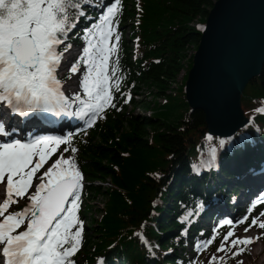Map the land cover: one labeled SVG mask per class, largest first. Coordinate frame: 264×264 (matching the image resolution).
Returning a JSON list of instances; mask_svg holds the SVG:
<instances>
[{
    "label": "trees",
    "instance_id": "trees-1",
    "mask_svg": "<svg viewBox=\"0 0 264 264\" xmlns=\"http://www.w3.org/2000/svg\"><path fill=\"white\" fill-rule=\"evenodd\" d=\"M215 1H125L120 23L130 24L129 34L138 41L139 55L134 61L133 47L124 40L113 60L118 57L128 76L124 85L136 84L138 94L147 87L150 96L166 99L154 107L146 100L133 99L132 108L164 109L166 117L133 110L128 114V108L120 113L119 105L88 137L78 141L79 162L91 181L86 215L91 211V201L102 198L105 202L103 209H98L101 220L93 219L89 226L83 264H95L99 256L108 260L122 257L128 264H147L148 249L137 239L136 230L145 231L154 249L175 247L172 233L176 229H180L176 236L182 232L180 214L188 209L195 211L200 203L193 197L192 189L203 186L207 193L209 183L193 177L191 169L207 159L211 148H219L220 138L213 137L214 144H207L204 113L191 111L185 95L177 100L178 94L171 92L180 90L175 85L186 70L189 49L199 45L201 32L195 24L205 25ZM191 67L187 68L184 82ZM260 98H264V68L245 89L242 108L247 117L256 110ZM181 109L185 110L182 119L174 120ZM253 120L251 129H240L223 150H229L231 142L241 140L240 134L253 135L252 128L261 124L259 119ZM225 167L222 171L228 174ZM180 245L184 248L183 238ZM181 254L175 249L159 258L164 263L178 264L174 258ZM189 263L188 253L184 264Z\"/></svg>",
    "mask_w": 264,
    "mask_h": 264
},
{
    "label": "snow or ice",
    "instance_id": "snow-or-ice-1",
    "mask_svg": "<svg viewBox=\"0 0 264 264\" xmlns=\"http://www.w3.org/2000/svg\"><path fill=\"white\" fill-rule=\"evenodd\" d=\"M120 4L121 0H112L103 5L98 23L85 29L86 47L68 69L76 74L84 65L80 82L84 97L76 94L69 98L56 73L63 59L59 46L65 44V50L71 49L72 45L65 43L69 30L75 28L80 17L87 18L79 0H0V185L7 193L0 204V246L2 257L6 258L0 259V264H75L71 257L82 243L83 221L78 217V208L83 176L74 159L61 155L36 177L40 182L35 191L31 195L28 191L42 163L58 146L66 144L64 150L70 148L73 155L77 149L71 146V137L44 136L22 142L15 137L17 129L6 124L5 117L10 113L27 116L35 111L54 116L65 113L86 118L91 126L108 106L115 107L113 91L120 90L119 77L114 84L110 81L118 72V57L112 58L118 52L120 39L116 31ZM73 10H77L75 18ZM73 105L76 111L72 110ZM4 108L9 111L4 112ZM33 157L39 158L34 165ZM26 195L29 205L22 211L9 212L11 205ZM247 220L245 215L236 224ZM256 224V219H252L245 232ZM22 227L24 230L18 231ZM259 227L264 229V223ZM233 235L229 232L224 237L218 252L225 251V243ZM215 238L197 245V249ZM251 242L237 237L231 247ZM242 251L238 248L232 255ZM216 259L213 256L209 264Z\"/></svg>",
    "mask_w": 264,
    "mask_h": 264
},
{
    "label": "water",
    "instance_id": "water-1",
    "mask_svg": "<svg viewBox=\"0 0 264 264\" xmlns=\"http://www.w3.org/2000/svg\"><path fill=\"white\" fill-rule=\"evenodd\" d=\"M264 68V0H216L207 16L186 82L192 111L208 131L229 137L246 118L241 101Z\"/></svg>",
    "mask_w": 264,
    "mask_h": 264
},
{
    "label": "rangeland",
    "instance_id": "rangeland-1",
    "mask_svg": "<svg viewBox=\"0 0 264 264\" xmlns=\"http://www.w3.org/2000/svg\"><path fill=\"white\" fill-rule=\"evenodd\" d=\"M95 1V4L96 5H103L105 3L104 0H94ZM111 1H109V3H111ZM83 9L84 11L86 12H89L91 10L93 11H96V9L94 7H92L91 5L89 4H85L83 5ZM86 12V13H87ZM104 12V11H103ZM101 15V14H100ZM99 15V16H100ZM99 16H96V21L94 23H98V18ZM127 28H128V25H127ZM76 33H70L68 34V38H71L72 36H74ZM196 48H191L189 49V52H188V58L186 60V70L183 71V74L180 75L178 77V83H177V86H180V90L179 91H176V93L178 94V98L177 100H181V98L185 95V85H186V81L184 82V84H180V80L183 79V75L186 73L187 71V68L189 65H192L193 66V53L195 52ZM75 52H73V54H77L78 53V50H74ZM69 55V54H68ZM72 55V54H71ZM65 57H67V55L63 56V59H65ZM71 67V63L69 64V67L67 66H64L62 68H59V72L61 71H68V69ZM192 68V67H191ZM79 73H80V70H79ZM69 83V82H68ZM67 86V85H64L63 88ZM71 86L73 87V89L75 90V92H77V86H78V79H73L71 80ZM148 88L145 87L143 88L142 92H141V96L139 98H137V100L139 101H142V100H146L147 102L151 103V107L153 106H156L155 104H162L163 101H164V98H158V99H155L153 96H150L149 93H148ZM173 99V97L171 98V100ZM147 108V109H142L140 106L139 107H136V108H131L129 107L128 109V114H129V111L130 110H133V113H139V114H144V115H152V116H160V117H163L165 118L166 117V114L164 113V109H159V108ZM184 109H181L179 111H177L176 113V119L174 120H179V119H182V115L184 113ZM163 113V114H162ZM97 119V118H96ZM94 123V122H93ZM72 144V142H71ZM51 147V146H49ZM77 153V151H76ZM76 153L73 155L72 153L70 155H68L67 159H74L75 161V164L78 168V163L76 161V158H75V155ZM60 152L59 151H56L55 154L52 156H50L46 162H43L42 163V167L37 171L36 173V176H34L33 178V187L30 189L29 191V195H31L35 189H36V185L40 182L36 177L42 175L49 167L52 166V164L60 157ZM39 158L38 157H33V165L37 162ZM66 168L69 167L68 165L65 166ZM231 188H233L232 186H230ZM7 198V193H6V188L4 187V185H1L0 186V204L3 203V201ZM88 202V201H87ZM92 202V209L90 211V213L88 214V216L85 215V212H84V204L82 205H79V209L82 208V214H80L79 216L82 218V220L86 221L87 224L85 225V228L87 231H90V227L89 226H92L93 225V221L92 219H100L102 217V212H99L98 209H103V204L105 203L104 200L102 198H98L96 201H91ZM24 205V208L27 207L29 205V203H27V198L26 197H23V199H19L18 200V203H15V204H12L11 207L9 208V211L10 209H13V210H17V211H22L21 207ZM8 213H5V215H7ZM258 216H259V220L257 222V226L255 227L256 228V231H253V230H249L247 233L245 232V228H241V225L235 227L236 229H234V222H232L231 224L227 223L226 222V226L224 227V232H222V236L220 237V239L215 242L213 244V242H211V244H208L206 247L204 248H200L199 251L198 250H194V248L192 249L191 246L188 247L187 250L191 251L192 252V255L193 257H197L196 260H194L195 262H192L191 264H209V262L211 261V258L213 256H216L217 259L215 261H212V264H237V259L238 258H242L244 260V263L243 264H264V252L261 253V249L264 248V238L262 240L261 243H248L247 245H243L242 244V247H231L232 245V241L235 240L237 238V235H240L239 238L240 239H249L252 241V238H249L250 236L254 237L255 235H257L258 237H260L261 235L264 236V229L261 230V228L259 227V224L260 223H264V210L263 209H259V213H258ZM3 217H0V221H2ZM216 224V223H214ZM23 228V227H22ZM19 229V231L22 230ZM214 231L215 230H211L209 233V240L211 239V237L214 235ZM229 232H234L235 235H233L232 237L229 238V240L227 241V243H225V251L223 252H218L217 249L220 247L221 243L224 242V237L226 235H228ZM144 239V235L143 234H138L137 235V239ZM208 240V241H209ZM196 247V246H195ZM231 247V251H229V248ZM179 248V247H178ZM239 249H244L239 255H235L233 256L232 253L233 252H236L237 250ZM253 250L258 253L257 256H254L253 255ZM80 260V259H79ZM158 264V263H156Z\"/></svg>",
    "mask_w": 264,
    "mask_h": 264
},
{
    "label": "bare ground",
    "instance_id": "bare-ground-1",
    "mask_svg": "<svg viewBox=\"0 0 264 264\" xmlns=\"http://www.w3.org/2000/svg\"><path fill=\"white\" fill-rule=\"evenodd\" d=\"M70 60V59H69ZM67 64V62L64 61L63 64L61 65H65ZM62 91L64 92V94L66 96L73 97L74 93L73 90L71 89L70 86H65L64 88H62ZM76 107L75 105H73V111H75ZM64 116V121L63 123H61L60 125H58V133L63 132L64 133H71L74 132L78 129H80L81 127V121L77 120L74 116H68L65 113H61ZM47 116L49 118V121H51L52 123L56 124V121H54V115L51 113H47ZM76 121L78 122V125L76 126H72V122ZM39 127L45 129L46 126L39 124ZM60 131V132H59ZM16 135V134H15ZM260 190H264V172L263 171H251L249 173L246 174L245 179H244V186L242 187V192L238 197V200L236 202V207L232 208V207H228L225 204V201L222 200L219 204V208L221 209V213L227 212V214H232L234 209L235 211L238 213V208L240 207V205H246L248 203V197L250 194H257ZM240 235H237V237H239ZM253 255L257 256L258 253H256L253 250ZM237 264H243L244 260L242 258H238L237 259Z\"/></svg>",
    "mask_w": 264,
    "mask_h": 264
}]
</instances>
